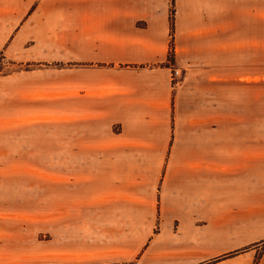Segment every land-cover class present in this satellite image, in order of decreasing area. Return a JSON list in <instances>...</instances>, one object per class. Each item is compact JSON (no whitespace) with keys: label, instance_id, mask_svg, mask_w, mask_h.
Returning a JSON list of instances; mask_svg holds the SVG:
<instances>
[{"label":"crops","instance_id":"crops-1","mask_svg":"<svg viewBox=\"0 0 264 264\" xmlns=\"http://www.w3.org/2000/svg\"><path fill=\"white\" fill-rule=\"evenodd\" d=\"M95 1L0 0V15L14 26L8 37L19 26L17 37L36 20L42 3L45 15L57 8L66 26L73 3L90 7ZM217 2V14L205 8L189 13L184 24L176 19L172 65L182 68L184 77L172 87L165 0H100L99 20L106 26L91 36L121 53L110 62L132 65H113L104 80L61 93L60 121L107 119L106 132L93 133L91 144L81 147L80 130L73 133L76 145L69 150L78 154L75 164L139 168L73 177L75 204L61 206L59 218L45 217L41 231L27 233L31 241H21L18 250L22 259L1 260L264 264V109H229V101L249 100L245 93L232 97L233 87L253 92L255 85L259 92L261 0ZM158 61V66H133ZM115 122L118 132L111 126ZM0 250L9 252L5 246ZM102 250L118 257L101 255Z\"/></svg>","mask_w":264,"mask_h":264},{"label":"rangeland","instance_id":"rangeland-1","mask_svg":"<svg viewBox=\"0 0 264 264\" xmlns=\"http://www.w3.org/2000/svg\"><path fill=\"white\" fill-rule=\"evenodd\" d=\"M217 1L165 0L164 7L170 25L167 61H170L172 69L179 71L177 78L170 71L172 87L180 85L184 77V70L172 65L176 19L179 24H184L189 13L200 12L205 8L212 14H217L221 8ZM99 2L100 0L90 3V7H80L73 3L68 9L69 20L66 26L60 23L57 8L45 15L42 3L37 7L36 20L22 32H17L22 34L17 37L14 35H18L16 30L19 26L8 37L14 26L6 24L0 15V35L5 34L2 40L6 41L3 48H0V248L5 246L9 250L6 253L0 250V264H15L11 262L13 260L3 261L2 258L22 259L23 255L18 250L22 249L21 241H31L27 233L41 231L43 228L40 226L43 225L45 217L59 218L61 206L75 204L76 198L73 194L76 185L73 177H107V168L115 170L119 175L125 171L130 172L135 167L139 168L136 165L93 167L75 164L78 154L73 149L69 150L76 145V134L73 133L80 130L81 147L83 142L91 144L90 136L93 133L98 135L106 132L107 119L101 120L102 122L86 119L80 120V123L69 121L64 124L60 121L61 93L65 95L66 90L68 93L75 92L77 88L81 90L84 87L82 84L91 83L93 79L104 80L108 76V68L113 65L117 69H127L132 65L110 62L121 53L118 51L117 54L116 48L109 46L105 39L91 36L103 23L106 26L105 21L99 20L103 17L97 11ZM260 9L259 92L255 85L253 92L247 86L241 87L240 91L233 87L232 97L245 93L249 100L237 103L229 101V109H264V0H261ZM84 33H87L86 36ZM159 63L142 62L133 66H138V69L148 65L158 66ZM75 82L80 86L70 85ZM111 126L115 132L121 129L116 122ZM84 159L82 154L78 161L82 162ZM61 178H64L62 182ZM119 232L117 231V238H121L118 236ZM117 238L116 245L119 244ZM100 239V248H105V237L101 236ZM104 251L100 254L118 257L116 252L104 254ZM256 262L257 259L254 264ZM96 264L130 263L110 258L108 263Z\"/></svg>","mask_w":264,"mask_h":264},{"label":"built area","instance_id":"built-area-1","mask_svg":"<svg viewBox=\"0 0 264 264\" xmlns=\"http://www.w3.org/2000/svg\"><path fill=\"white\" fill-rule=\"evenodd\" d=\"M171 72L173 74V77L177 78V74L179 73L178 69L173 68ZM175 78H173V79H175Z\"/></svg>","mask_w":264,"mask_h":264},{"label":"trees","instance_id":"trees-1","mask_svg":"<svg viewBox=\"0 0 264 264\" xmlns=\"http://www.w3.org/2000/svg\"><path fill=\"white\" fill-rule=\"evenodd\" d=\"M172 14H173V13H172V11H171V16H170L171 18H170V21H172V18H173V17H172ZM171 23H172V22H171Z\"/></svg>","mask_w":264,"mask_h":264}]
</instances>
